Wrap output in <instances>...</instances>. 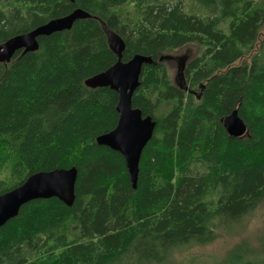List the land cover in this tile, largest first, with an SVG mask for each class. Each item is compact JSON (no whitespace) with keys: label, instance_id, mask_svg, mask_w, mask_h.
Here are the masks:
<instances>
[{"label":"trees","instance_id":"1","mask_svg":"<svg viewBox=\"0 0 264 264\" xmlns=\"http://www.w3.org/2000/svg\"><path fill=\"white\" fill-rule=\"evenodd\" d=\"M77 9L91 17L0 62V196L78 171L71 207L33 200L0 227V264H164L232 235L264 208V0H0V45ZM101 22L123 62L154 61L132 99L156 122L135 189L124 157L96 142L119 118L115 91L85 85L117 62ZM186 47L187 89L164 65ZM235 110L240 138L222 123ZM250 255L230 264H264Z\"/></svg>","mask_w":264,"mask_h":264},{"label":"water","instance_id":"2","mask_svg":"<svg viewBox=\"0 0 264 264\" xmlns=\"http://www.w3.org/2000/svg\"><path fill=\"white\" fill-rule=\"evenodd\" d=\"M90 17L91 15L87 12L77 9L66 17L52 20L29 33L15 36L0 45V62H10L20 50H23V53L35 52L39 49L38 38L70 30L77 20ZM101 26L110 50L117 57V62L105 72L86 80L85 85L91 89L110 88L115 91L118 94L116 110L119 118L115 129L97 137L96 142L124 157L131 183L135 189L141 156L145 146L153 137L156 122L150 116L143 117L139 109H134L132 99L139 87L144 66L152 65L154 61L151 57L135 55L128 62H123L125 42L119 35L109 30L104 22H101ZM164 58L168 61L175 59L181 63L182 77L180 79L185 81L183 70L185 71L187 56L179 58L165 56ZM160 61H163V58H160ZM222 123L231 137L240 138L247 133V125L240 118L237 110L225 117ZM77 177L78 171L75 167L31 175L21 186L0 196V227L15 218L20 208L33 200L56 198L67 207H71L76 198Z\"/></svg>","mask_w":264,"mask_h":264},{"label":"rangeland","instance_id":"3","mask_svg":"<svg viewBox=\"0 0 264 264\" xmlns=\"http://www.w3.org/2000/svg\"><path fill=\"white\" fill-rule=\"evenodd\" d=\"M189 6L190 2L186 3ZM196 54V48H184L170 54L179 58L187 56V60ZM186 63V62H185ZM172 82L178 86L184 85L182 72L175 59L164 62ZM184 73V70H183ZM184 78V75H183ZM186 85V82H185ZM234 254L240 258L257 254L264 255V208L257 209L244 220L242 227L236 229L232 235L218 239L206 246H192L180 250L172 255L164 264H230Z\"/></svg>","mask_w":264,"mask_h":264},{"label":"flooded vegetation","instance_id":"4","mask_svg":"<svg viewBox=\"0 0 264 264\" xmlns=\"http://www.w3.org/2000/svg\"><path fill=\"white\" fill-rule=\"evenodd\" d=\"M177 63L179 64V66L181 67V63L177 61Z\"/></svg>","mask_w":264,"mask_h":264}]
</instances>
